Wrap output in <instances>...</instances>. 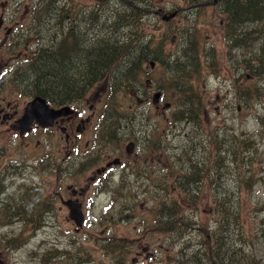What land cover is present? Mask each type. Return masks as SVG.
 Returning a JSON list of instances; mask_svg holds the SVG:
<instances>
[{
	"label": "flooded vegetation",
	"instance_id": "af4514ba",
	"mask_svg": "<svg viewBox=\"0 0 264 264\" xmlns=\"http://www.w3.org/2000/svg\"><path fill=\"white\" fill-rule=\"evenodd\" d=\"M26 1L28 0H0V17L9 21L8 25L11 29L20 30L18 38L20 44L14 51L18 54L26 53V67H30L31 59L38 53L44 75L58 71L66 75L59 76L60 78H67L77 74L79 61H87L89 66L87 70H83L82 75L88 80L95 75L94 46L101 41H109L111 29L117 30L119 27L116 13L126 12V6L133 3V0H38L39 5H42L38 8L31 4L26 6ZM214 3H216L215 0L212 3L211 0H177L171 3L170 8L173 10L167 12L177 10L174 20L179 15L193 11L200 13L199 17H201ZM153 14L157 16L155 10ZM220 23H223L222 19ZM239 32V27L235 24L231 40L227 42L233 46V53H238V56L232 63L228 76L221 74L231 84L236 99V110L229 118L220 119L215 127L208 125L205 117L208 95L204 85L199 86V119H185L181 124L182 131L175 129L177 121L173 118L158 119L150 113H144L142 110L144 107L146 110L155 107L162 114L165 108L167 112L170 111L171 103L163 90L159 88L164 82L162 75L164 73L156 70L154 65L151 69L138 70L128 82L118 81L117 73L124 62V59H121L105 70L95 81L87 82L89 89L84 96L63 104L68 107V110L65 115L56 120V125L78 133L73 135L72 146L79 150L81 143L85 142L86 134H90L92 141H95L93 157L80 153L69 161L73 165H84L89 172L99 173V176L94 177L95 184L105 181L114 171L118 173L135 171L141 174L139 179L142 183L147 185L149 182L150 188L155 189L158 187L160 176L167 184H172L173 175L177 170L187 173L186 186L189 189L204 190L216 189L210 175L200 173L206 166L209 169L207 172H210L208 162L210 159H215L219 161L220 166H228L230 175L225 180L231 181L230 187L237 188L233 180L237 159L244 168L251 169L254 159L247 158L243 151L249 144L259 145L260 142H264V129L252 135L248 133L245 138H239V132H236L240 126L250 120L251 116L264 117V39L259 40L260 47L256 54L253 34L243 35ZM259 35L262 36V33ZM205 36L208 38V33ZM155 42L153 35L151 44L144 42L140 45L139 52L142 57L138 62L134 61L138 63V66H142L144 62L153 58L156 59L153 62L158 63L159 55ZM52 58L55 61V68L51 64ZM16 63L17 60H14V64ZM131 67L130 72H132ZM112 89L128 92L131 101L123 110V119H111L107 116L104 121L107 124L106 132L113 130L116 133L115 137L118 138L117 141H111L109 134H94L96 128L93 125L94 114L103 109L112 94ZM253 90L257 92L260 104L257 106L250 103L249 108L243 107L239 102L240 98L253 99ZM31 93L32 91L26 90L27 100L31 98ZM154 94L158 95L156 100ZM194 101V99L191 100V102ZM57 104H59L57 100H50L52 107L62 106ZM129 111L131 113H128ZM132 111L134 115H131ZM7 116L5 112L3 118L6 119ZM197 123L198 127H196ZM35 127H38L37 124L33 125V129ZM220 133L223 134L221 138H219ZM225 136L229 138V145L223 148L222 142ZM84 144L88 146L87 142ZM215 171L220 172L212 169L213 174ZM36 174H41V171L30 166L26 167V181L31 179L41 183L46 181V178L42 176H34ZM61 178L62 175L59 179ZM1 180L3 184L8 185L10 178L1 177ZM135 180L137 181V178ZM219 180H222V183L224 181L222 178L216 179L217 182ZM52 200L46 201L42 210L43 220L53 222L59 221V217L66 218L62 207L59 210L52 208L56 202L62 200V193L54 191ZM194 232L195 230L192 229L190 234ZM148 244V242L140 243L133 254L132 261L145 264L139 259L141 256L153 258V252Z\"/></svg>",
	"mask_w": 264,
	"mask_h": 264
},
{
	"label": "trees",
	"instance_id": "16d2710c",
	"mask_svg": "<svg viewBox=\"0 0 264 264\" xmlns=\"http://www.w3.org/2000/svg\"><path fill=\"white\" fill-rule=\"evenodd\" d=\"M212 2L213 0H211V3ZM215 2L216 3L211 6L215 7V5H217L220 11L225 14L227 12L229 15V20H226L227 27H231V18L234 20L233 15H237V21H234V23L237 22L239 29L242 28L240 30L241 33H245L247 29L254 26H246L249 22H263L264 0H215ZM31 4L37 7L39 5V1L32 0ZM126 8V12L121 13L118 11L116 13L118 16L117 20L119 21V27L117 30L111 29V37L109 41H101L99 44L94 46L96 56L93 58V70L95 75L91 79L92 81L102 75L105 70L109 69L113 64H116L119 60L124 59L120 71L117 73V80L128 82L129 79L127 76L132 73L129 69L131 65V70L136 69L138 66L137 62L139 61L140 57L138 53H140L139 49L142 40H139V28L142 35L145 33V29H143V25L141 24L142 20H140V17H144L145 14L149 17L150 15L147 13L152 11L150 9L160 8L164 11H168L165 6L156 5L154 0H134L133 6L131 8L126 6ZM113 18L112 23L114 22ZM257 18H260V20H255ZM153 22H155L158 28L163 26L170 27L169 22L162 21L160 18H156V20L153 19ZM240 32L239 34H241ZM162 35H160V39L158 41V52L163 59L170 52V50L168 52H164L163 47L165 44H167L168 40ZM179 44L180 47L177 49L182 50L181 57L185 55L190 56L193 54L195 62L197 61V58H201V51L198 48L197 42H193L191 29H187L185 36L181 37ZM135 60L137 62H134ZM51 64L54 68L56 67L54 58L51 59ZM163 64L166 66L168 65V62L164 61ZM20 65L21 66L17 70V74L14 75L15 79H10V82L22 91L24 89L27 91L33 90L34 94L42 93L50 100H57L58 103H62L67 99L82 95L84 93V87L87 86V78L82 75L83 70H87V66H89L87 61H79L77 63V74L67 78H60L59 76L66 75L58 71L44 75L41 68V59L38 58L37 55L35 56V60L31 62L30 67L25 66V69H23V65H26V62L23 60L20 61ZM185 67L182 66L181 68H178L177 66H171L170 70H189V73L191 74L192 68L188 65H185ZM23 70L25 72L24 80L16 78L18 75H21ZM67 76L69 75L67 74ZM179 89L181 90L180 93L182 96H186L190 90L189 88L183 90L181 87H179ZM193 99H195L194 102H185L187 105L192 107L197 101L196 98ZM198 113H191L187 116L198 119ZM179 118L176 120H180ZM8 135L9 133L7 130L0 128V152L3 151L6 154L11 151L10 148L7 147V143L5 141V137ZM182 142L183 141H181V143ZM2 162H4V160L0 157V165ZM208 166L210 168V172H207L209 171L207 166L202 168L200 172L201 174H210V177H212L213 181L215 182L216 189L211 190V194L209 195L208 209L203 208L201 206V202H196L195 204H193L194 201L188 202V200H192L194 198L199 199L200 191H191L186 190L185 188L171 189L163 184H160V186L166 188L165 196L156 197L154 195L156 197L154 198V202L157 205V212L159 213V216L164 219V221L160 219L153 221L151 213L149 212L147 215L143 216L145 219L144 221L146 222H142L144 226L140 228V233H135L133 235L124 233L122 236H127L128 238H118L116 235L117 233L113 231V227L118 221L117 218L119 217V211H122L124 208L129 212L135 211L138 209L139 203L141 201V198L138 196L139 194H137V197L132 200L131 205L122 202L123 198H125L127 195H130L129 187L125 186V182H122L121 185H119L118 188H116L112 193L109 204L102 212L100 218L96 220V227H99L102 230L107 227V224L109 225L105 232H89L87 239L80 235L76 238H73L70 245L63 247L65 249H73V253L79 256V260L77 262L82 261L80 259L81 257L92 255V253L85 251V248L89 245L93 248H96L100 252H103L104 254H102V257L109 255L111 257V264H120V257L127 255L126 252H121L122 248H132L142 238L143 233L148 232L150 235L160 234L162 240L167 241L166 245L162 244V246H160L158 249V255H155L156 264H262V260L257 259L256 254L259 253L260 243L262 247L264 246V219H260V223L262 224L260 227V234L252 235L251 229L246 227L245 223L241 222L239 211L235 219L242 225V230L236 233V238L234 236L229 237L227 234L223 233L222 230H220L218 232V237L222 244L217 242V245H220L216 248V243L211 242L209 247L204 249L203 257H198V253L201 250L189 246L187 244V240L182 238V236L177 235V230L174 231L172 229L173 223L176 222V226L179 225L178 221H183L181 223L182 225L185 223L189 224V217L187 215V207L189 205L196 207L199 210L206 211V215L202 219V222L206 225H209V220L212 218V213L219 208L224 200H229L230 197L234 195L235 191L231 189L229 185L231 184V181L225 180L226 177L230 175L228 166H220L219 161L215 159H210ZM212 169L220 172L215 171L213 174ZM233 176H235L233 180L236 182V191L238 192L239 199L241 200H247L251 192L254 190L255 185L260 183V181H263L264 185V178L262 179L261 177L257 176V174L252 173L249 167L244 168L243 164L239 162L238 159L236 173L233 174ZM176 178H178V175ZM217 178H222L224 180L223 183L221 182L222 180L217 182ZM181 179L184 182H188V176L186 174H183ZM1 189L2 186L0 185V193ZM222 192L228 193L230 197H224L220 202H217V193ZM242 193L246 194V196L243 198H241ZM168 194H173L176 201L174 204H167L165 202L164 198L166 199L169 197ZM179 198L185 199V203H179L177 201ZM120 202L122 207L120 210H118L117 205ZM15 203L16 204H13L8 208V213L5 214L13 217L23 218L26 212L24 213L22 200H18ZM34 209L36 210V207L31 209L32 213H34ZM257 209L261 212H264V203L261 206H253L248 208L247 212H256ZM0 214L2 215L3 212ZM141 215H144V213L141 212L138 214V217ZM29 222L31 225H35L37 223L33 218H31ZM8 226H13L15 232L13 237H6L0 234V250L4 248H7V250L15 249L24 241L23 237L26 233V223H14L9 220L0 221V230H3ZM169 230L174 231L176 236L172 237L171 233L168 232ZM228 239H234V244L229 243ZM176 244H179V246H175V251L173 252L174 256L171 260L168 257L172 254L171 250H169V247ZM65 255L70 254L66 252ZM74 262V260L69 259H63L61 262L48 258L44 259L45 264H68ZM95 262V264H104L102 259H97Z\"/></svg>",
	"mask_w": 264,
	"mask_h": 264
},
{
	"label": "rangeland",
	"instance_id": "374dc122",
	"mask_svg": "<svg viewBox=\"0 0 264 264\" xmlns=\"http://www.w3.org/2000/svg\"><path fill=\"white\" fill-rule=\"evenodd\" d=\"M154 1L156 5L165 6L167 10H171L172 8H170V6H171L172 1H177V0H154ZM190 5L193 6V3L190 2ZM37 7L41 8L42 5H38ZM150 10H153V9H150ZM159 12L162 13V10L160 9ZM204 13H206L207 15L204 14L201 17H199L200 13H196V11H193L192 13L188 12L187 14H184V15H179L175 21L174 19L170 20L171 23L176 24L175 28H169L167 26L158 28L155 22H151V20H149L150 16L146 17L143 20L144 24L142 23V25H143V29H145V34H150L148 44H151V38L154 35L155 41H156L154 45H158L160 35L163 34L162 36L166 37V39L168 40L167 44L164 45L163 50L164 52H168L170 48L174 46V44H177L180 42V38L182 35L185 36L184 31L186 27L192 25L194 36L196 40H198V43L202 44L200 46V48H202L207 43V41L204 42V39L206 37L205 34L208 33L209 35H211L213 33L212 27H210L205 22L208 16V11H205ZM157 18H160L162 21H164L166 16L162 13V14H158ZM255 20L259 21L260 18H257ZM261 23L262 22H259L258 24L260 25ZM11 32L12 33L10 34V36L12 37L14 36L15 31H11ZM220 33L225 34L226 31L222 30V32ZM259 37L260 39L261 38L264 39V32H262V36L259 35ZM209 39L212 41H217V37L215 35L211 36ZM10 44H13V41H11V38H10ZM255 44H256L255 46L256 54H258L257 50L259 49L260 46L257 43ZM223 45H225V47H223ZM11 50L12 48L9 46L8 47L4 46L1 49L2 60H0V104L4 106L6 104H9L10 111L16 114L15 118L16 120H18L21 117L23 109L25 107L26 96H24L23 93H19V91L16 90L15 85L11 83L10 79H8L5 76V74L7 73L11 65V59L9 58ZM180 51L182 54V50ZM216 52L221 54V58L216 59L212 57L211 55H208V58L206 59L208 67H206L203 64L199 69V70L206 71V77H205L206 87H207V83L209 81L210 76H216L215 72H218L222 74L223 76L227 77L231 69L232 63L234 62V60H236L238 56V53L237 54L233 53V46L229 45L227 41H223V40H220L218 48L216 49ZM138 55L142 57L140 53H138ZM239 59H241V57H239ZM185 65L190 66L192 69L196 67L193 54H191L190 56L185 55L183 57H181L180 55L178 59L172 60L170 65L167 68V73L174 74V75H184L186 71L170 70V67L177 66L178 68H181L182 66L185 67ZM136 69L132 70V73H130L127 76L128 79H130V77L132 76H135L138 70H143L144 66L143 65L137 66ZM145 69H151V65H149L148 62H146ZM155 69L163 70L161 65L157 63L155 64ZM1 80H4V81L6 80V82L2 83L3 81ZM217 80L218 82L223 83L226 79H223L222 76H219L217 77ZM208 90L211 92V96L207 98V103L209 104L207 109L211 110L212 107H214L215 109L221 108L225 112L224 113L225 115H230V110L225 106V104L228 102V100L232 98L234 99L233 92L229 93V96H228V90L226 89H215V90L208 89ZM118 98L119 96L117 97V100ZM258 101L259 100L257 98V93L254 95L253 99L241 97L239 100V102L245 108H249L250 103H253L254 105L258 106L260 104ZM152 110H153L154 115L157 114L155 107H153ZM210 114H212V112ZM6 125H9V123H6ZM249 126H250V123L243 124L242 126H240L238 130H236V132L247 129V127ZM9 130H10L9 134L11 132H14L11 126L9 127ZM15 132L18 133V131H15ZM20 135H22V133H20ZM222 136L223 134L220 133L219 138H221ZM17 143H18L17 141L14 142V145H16ZM222 145H223V148H226L229 145L228 136H225V139L223 140ZM15 152H16V156L19 154L26 156V145H23L19 150H15ZM42 153H43V149H38L33 152V154H36V155H40ZM243 154L247 158H253V159L257 158V154L255 153V145L249 144V146H247V148L243 151ZM234 191L235 193L232 197H230L229 194L225 192L217 193V196H216L217 202H220L222 198L224 197L225 198L230 197V199L224 200L219 206V208L212 213V218L209 220V226H208L207 231H202L201 233H198V234L196 233L195 237L191 239V244L193 245L195 249L196 248L202 249L201 251H199L198 257H203L204 249H207L211 242L216 243V248L219 247L220 244H222V242L219 240V237H218V232L220 230H222L223 233L227 234L229 237L234 236L236 238V235H237L236 233L242 230V225L240 224V222H238L235 219L239 211H240V216H241V222L245 223L246 227L251 229V234L252 235L260 234V227L262 225L260 223V219H264V212H261L258 209L256 212H247V209L253 206L254 207L261 206L264 203V185L258 184L254 188V190L251 192L247 200L239 199L238 192L236 190ZM245 196H246L245 193L241 194V198ZM208 202H209L208 195H206L205 192H202L201 206L203 208L208 209L209 207ZM143 207H144V201L140 203V208L143 209ZM134 217H135L134 215L130 214L129 217L118 220L114 228V232L117 233L116 234L117 236L125 232L126 229L120 233V229L126 226L125 223L127 221H131ZM92 224L90 225L86 224L81 230V235H87V233L91 230ZM108 226L109 225L107 224V227H105L104 229L106 230ZM129 230L131 232V229ZM6 231H8V229L2 230V232H6ZM149 239L152 241L157 240L156 238L151 237V235L149 236ZM42 240H43V236L38 235L36 238H34L31 241L30 249H32L33 247L37 248L42 242ZM48 241L63 242V241H58L52 235L48 236ZM217 242L218 243L220 242V244L217 245ZM228 242L234 244V239L233 240L228 239ZM164 244L166 245L167 241H165ZM175 246L177 247L179 246V244L169 247V250H171L172 254L168 257L171 260H172V257L174 256L173 252L175 251ZM11 250L12 249H8L5 252H0V254L7 255L9 257ZM256 258L261 259L262 264H264V246L262 247L261 243H260L259 253L256 254ZM8 262L10 263V260ZM3 263L4 261H2L0 258V264H3ZM13 264H36V261L31 260V259L26 261V250L21 249L17 251L16 253H14Z\"/></svg>",
	"mask_w": 264,
	"mask_h": 264
},
{
	"label": "water",
	"instance_id": "95a60500",
	"mask_svg": "<svg viewBox=\"0 0 264 264\" xmlns=\"http://www.w3.org/2000/svg\"><path fill=\"white\" fill-rule=\"evenodd\" d=\"M34 101L27 104V106L25 107V112H24L23 116L17 122L18 128H20L21 131L29 130L33 119H35L34 118V105H35ZM41 102H44V101L41 100ZM39 110L44 111L43 112L44 117H43V120L38 119V122L42 126H45V125H47L48 121L50 119H52V117H53L51 115L52 110L45 109V107H40Z\"/></svg>",
	"mask_w": 264,
	"mask_h": 264
},
{
	"label": "bare ground",
	"instance_id": "6f19581e",
	"mask_svg": "<svg viewBox=\"0 0 264 264\" xmlns=\"http://www.w3.org/2000/svg\"><path fill=\"white\" fill-rule=\"evenodd\" d=\"M244 40H245V39H244ZM241 41H242V40H241ZM243 43H244V42H243ZM124 74H125V73H124ZM121 76H123V75H121ZM208 160H209V159H208ZM208 160H207V161H208ZM205 162H206V161H205ZM209 175H210V174H209ZM211 178H212V177H211ZM210 180H211V179H210ZM210 180H209V181H210Z\"/></svg>",
	"mask_w": 264,
	"mask_h": 264
}]
</instances>
